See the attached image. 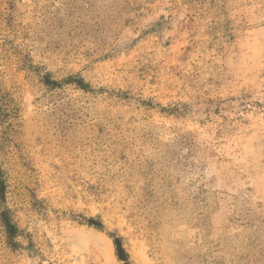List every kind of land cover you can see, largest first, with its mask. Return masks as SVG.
<instances>
[{
    "label": "rangeland",
    "instance_id": "rangeland-1",
    "mask_svg": "<svg viewBox=\"0 0 264 264\" xmlns=\"http://www.w3.org/2000/svg\"><path fill=\"white\" fill-rule=\"evenodd\" d=\"M0 183V264H264V0H0Z\"/></svg>",
    "mask_w": 264,
    "mask_h": 264
},
{
    "label": "trees",
    "instance_id": "trees-1",
    "mask_svg": "<svg viewBox=\"0 0 264 264\" xmlns=\"http://www.w3.org/2000/svg\"><path fill=\"white\" fill-rule=\"evenodd\" d=\"M66 81L76 84V86L78 88L82 89V90H86V88H87L85 83L80 78H77V77L68 78ZM48 84L52 85V86L58 85V83L54 82V81H51ZM1 187L2 186H1V183H0V190H1ZM0 221H1L3 229H4V233L9 238L12 237L14 234H16L18 232L16 226L12 222V219H11L10 214H9L8 211H3L1 213ZM92 221H94V220H92ZM91 227H94L97 230H101V228H100V226H98V224H95V225L93 224V226H91ZM113 245H114L115 251L117 252L116 256L121 261L126 262V264H128L127 263V259H126V254L121 249L120 241L118 239H114L113 240Z\"/></svg>",
    "mask_w": 264,
    "mask_h": 264
}]
</instances>
